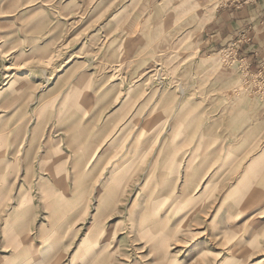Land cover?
I'll list each match as a JSON object with an SVG mask.
<instances>
[{"label":"rangeland","instance_id":"obj_1","mask_svg":"<svg viewBox=\"0 0 264 264\" xmlns=\"http://www.w3.org/2000/svg\"><path fill=\"white\" fill-rule=\"evenodd\" d=\"M225 1L0 0V264H264V58L201 48Z\"/></svg>","mask_w":264,"mask_h":264},{"label":"crops","instance_id":"obj_2","mask_svg":"<svg viewBox=\"0 0 264 264\" xmlns=\"http://www.w3.org/2000/svg\"><path fill=\"white\" fill-rule=\"evenodd\" d=\"M232 0L220 4L203 27L201 48H219L227 41L247 33L251 40L242 54L255 67L264 58V0Z\"/></svg>","mask_w":264,"mask_h":264},{"label":"bare ground","instance_id":"obj_3","mask_svg":"<svg viewBox=\"0 0 264 264\" xmlns=\"http://www.w3.org/2000/svg\"><path fill=\"white\" fill-rule=\"evenodd\" d=\"M120 12H121V11H120ZM120 12L118 11V14H117V15H119ZM127 17H129V16H127ZM127 17H126V18H127ZM126 18H125V19H126ZM120 19H121V18H120ZM75 21H76L75 18L71 20V22H75ZM128 34H130V35L132 36V35L135 34V33H134L133 30H131V28H129L127 31H124L123 33H120V35H122L121 37H125V38L128 36ZM129 40H130V41H128V46H129V44H130V45H133V47H137V43L134 42L133 44H131L132 39L130 38ZM114 203H115V202H114ZM114 205H115V204H114ZM105 208H106V207H105ZM134 213H136V212H134ZM134 213H133V215H134ZM149 239H150V238H149ZM146 241H147V240H146ZM56 244H57V243L55 242V243L51 246V248H50L51 251L54 250V248L56 247ZM161 246H162V245H161ZM30 251H31V250H30ZM26 253H28V252H26Z\"/></svg>","mask_w":264,"mask_h":264},{"label":"built area","instance_id":"obj_4","mask_svg":"<svg viewBox=\"0 0 264 264\" xmlns=\"http://www.w3.org/2000/svg\"><path fill=\"white\" fill-rule=\"evenodd\" d=\"M228 2H230V1H232V0H227ZM244 35H246V34H244ZM243 37H246V36H243ZM243 37H241V38H238V39H236L235 41H233L232 42V44L228 47L230 50H234V49H236V51H239V47H240V43H241V41L243 40ZM247 38V37H246ZM235 51V52H236ZM262 71L264 72V64H263V69H262Z\"/></svg>","mask_w":264,"mask_h":264}]
</instances>
